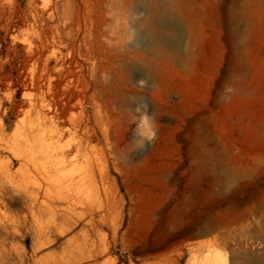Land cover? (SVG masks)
Wrapping results in <instances>:
<instances>
[{
  "label": "rangeland",
  "instance_id": "obj_1",
  "mask_svg": "<svg viewBox=\"0 0 264 264\" xmlns=\"http://www.w3.org/2000/svg\"><path fill=\"white\" fill-rule=\"evenodd\" d=\"M0 264H264V0H0Z\"/></svg>",
  "mask_w": 264,
  "mask_h": 264
},
{
  "label": "bare ground",
  "instance_id": "obj_2",
  "mask_svg": "<svg viewBox=\"0 0 264 264\" xmlns=\"http://www.w3.org/2000/svg\"><path fill=\"white\" fill-rule=\"evenodd\" d=\"M117 1V0H116ZM121 1V0H120ZM113 3L115 2V1H112ZM118 3V2H117ZM107 6L109 7V5H108V3H107ZM117 6V5H116ZM111 8H112V6H111ZM110 8V9H111ZM113 11V10H112ZM114 12V11H113ZM73 123V122H72ZM60 134V133H59ZM78 149V148H77ZM81 150V149H80ZM73 151V150H72ZM77 151V150H76ZM82 151V150H81ZM68 152V151H67ZM64 154V153H63ZM67 154V153H66ZM72 154V153H71ZM79 154H80V152H79ZM76 155V154H75ZM77 156V155H76ZM65 158V157H64ZM68 158V157H67ZM66 158V159H67ZM30 177H32V178H34V180L35 181H38V179H40V180H42L43 182H45V184L43 183V184H40V183H35V186L38 188V189H36L37 191L35 192V194H33L32 195V202H33V204H40V194L42 193V192H44V196L46 197V198H49V199H53V198H55L54 196H52V191H51V189L52 188H50V182H48L47 181V178L48 177H50V175H49V173L48 172H38V173H35V174H32ZM54 180V179H53ZM53 181H51V183H52ZM54 182H55V180H54ZM51 186H54V185H51ZM61 186H63V184L62 183H58L57 182V187H61ZM58 189V188H57ZM35 190V189H34ZM57 192H58V190H57ZM52 193V194H51ZM62 197H61V195L60 194H58V196H57V198H55V200H54V202L55 203H58V202H60V199H61ZM72 199V198H71ZM73 199H74V197H73ZM51 202V201H50ZM53 202V203H54ZM69 202H71L70 204H73L72 203V201L70 200ZM41 206H44V211H47V210H51V205H50V203L48 202V201H42L41 202ZM41 208V207H40ZM43 211V210H42ZM203 231H206V230H203Z\"/></svg>",
  "mask_w": 264,
  "mask_h": 264
}]
</instances>
